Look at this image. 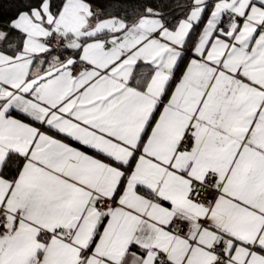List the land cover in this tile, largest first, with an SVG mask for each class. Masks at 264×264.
<instances>
[{
  "label": "snow or ice",
  "instance_id": "snow-or-ice-1",
  "mask_svg": "<svg viewBox=\"0 0 264 264\" xmlns=\"http://www.w3.org/2000/svg\"><path fill=\"white\" fill-rule=\"evenodd\" d=\"M13 3L0 264H264V0Z\"/></svg>",
  "mask_w": 264,
  "mask_h": 264
},
{
  "label": "trees",
  "instance_id": "trees-1",
  "mask_svg": "<svg viewBox=\"0 0 264 264\" xmlns=\"http://www.w3.org/2000/svg\"><path fill=\"white\" fill-rule=\"evenodd\" d=\"M128 2H131V0H128ZM9 7L13 9L11 12L8 11ZM16 7L17 5L13 3V0H0V18L4 20L13 18Z\"/></svg>",
  "mask_w": 264,
  "mask_h": 264
}]
</instances>
